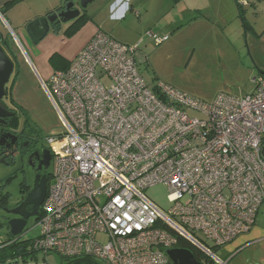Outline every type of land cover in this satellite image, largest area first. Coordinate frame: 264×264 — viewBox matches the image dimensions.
<instances>
[{
	"label": "built area",
	"instance_id": "obj_1",
	"mask_svg": "<svg viewBox=\"0 0 264 264\" xmlns=\"http://www.w3.org/2000/svg\"><path fill=\"white\" fill-rule=\"evenodd\" d=\"M138 49L98 31L43 83L65 131L46 139L54 174L39 232L0 236V249L21 243L0 264H50L53 254L65 264H174L167 250L180 247L179 237L201 264H229L197 234L219 248L256 224L264 205V75L251 94L206 103L168 85L151 89ZM157 184L169 188V211L145 192Z\"/></svg>",
	"mask_w": 264,
	"mask_h": 264
},
{
	"label": "rangeland",
	"instance_id": "obj_2",
	"mask_svg": "<svg viewBox=\"0 0 264 264\" xmlns=\"http://www.w3.org/2000/svg\"><path fill=\"white\" fill-rule=\"evenodd\" d=\"M111 1L116 0H97L91 5L90 12L93 7L99 6L108 10ZM139 3L142 4V1ZM254 9L252 7L244 9L245 20L250 26L248 30L245 29V20L241 16L235 21L236 24L233 27L223 30L216 27V21L194 18L182 22L165 20L157 8L145 19L141 18H144V14L139 16L130 12L124 25L120 26L118 30L120 34H117L120 38L118 41L128 46L138 45V68L151 89L159 84L168 85L206 103H213L220 94L243 96L254 92L253 79L259 76L261 71L264 72V37L255 35L252 30V27L257 24L259 16ZM85 21H80L73 28L72 25L77 21H72L64 24L66 27H61L58 30L61 34L66 35L69 42L60 51L52 53L50 57L43 60V69L38 67V64L35 67L28 62L14 36V34L17 35L24 43L20 30L15 28L12 31L9 21L7 24L10 27L2 20L0 21V30L8 37L18 60V65H16L18 72L10 97L40 124L45 139L63 133L65 127L43 85V83L49 84V78L44 79V73H49L52 69L65 63V56L77 48L84 35L81 32L84 31L82 26ZM258 21H260L259 27L264 26L261 20ZM238 27L240 31L237 34L236 28ZM255 29L260 35L258 28L255 27ZM52 31L56 32L57 29H51L50 32ZM149 32L161 38L165 36L168 38L157 43L149 35ZM12 82L13 78L10 79L7 86L11 87ZM63 143L64 141L60 139L53 146L59 151ZM7 168L0 163V184L2 183L1 178L9 173ZM52 171H54V166ZM20 186L19 177L10 183L8 189L13 197L18 195ZM145 192L164 211L171 209L170 191L165 184L149 187ZM36 224L35 217L28 222L27 238H34L38 234L39 229L35 227ZM7 234L8 230L0 225V236L6 238ZM197 237L218 257L235 264V254H228L226 246L214 248V243L205 239L201 233H198ZM105 240L104 237L101 238V241ZM38 256L41 261L45 259L43 253ZM48 261L50 264H65L59 256L54 254L48 257ZM75 264L104 263L86 259Z\"/></svg>",
	"mask_w": 264,
	"mask_h": 264
},
{
	"label": "crops",
	"instance_id": "obj_3",
	"mask_svg": "<svg viewBox=\"0 0 264 264\" xmlns=\"http://www.w3.org/2000/svg\"><path fill=\"white\" fill-rule=\"evenodd\" d=\"M10 1L12 0H0V12L4 15V19L7 22L9 21L12 26L11 28L9 25L11 30L15 28L20 30L24 43L20 39L17 42L26 55L28 62L35 67L38 64V67L43 69V60L50 57L52 53L60 51L64 45L68 44L69 39H67L66 35L58 31L61 27H66V25L63 24L59 28L56 27L57 31L50 32L39 45L33 43L25 27L30 21L57 11L60 6L71 0H18L13 4H9ZM72 1L77 6L80 0ZM141 1L142 4L139 3ZM111 2L108 10L99 6L97 8L93 7L92 12H90L91 5L89 6L87 16L82 15L80 18L82 20L86 19V21L82 26L84 31L81 32L84 35L77 48L65 56V63L60 64L49 73L45 72L44 79H50L55 71L68 68L71 61L86 46L96 32L103 31L117 40L120 39L118 30L120 26L124 25L130 12L139 16L144 14V18H141L145 19L157 8L161 17L165 20L182 22L183 20L188 21V19L194 18L196 20L216 21V27L226 30L229 27H233L236 24L235 21L240 16L242 17L241 11L246 19L244 9L252 7L255 8L254 10L259 15L255 27L258 28L261 34H258L255 27H252V30L255 35L264 37V26L259 27L260 21H258L261 20L264 23V0H256L251 5L243 8L238 5L237 0H116ZM74 26L76 25L73 24L72 28ZM239 31L240 28H236L237 34ZM225 249L228 254H235V264H264V205L257 213L256 224L248 232L242 233L234 242L227 245ZM228 263L231 264L229 261Z\"/></svg>",
	"mask_w": 264,
	"mask_h": 264
},
{
	"label": "flooded vegetation",
	"instance_id": "obj_4",
	"mask_svg": "<svg viewBox=\"0 0 264 264\" xmlns=\"http://www.w3.org/2000/svg\"><path fill=\"white\" fill-rule=\"evenodd\" d=\"M84 14H88L87 11ZM84 14L82 15L84 16ZM15 37L19 41L17 35ZM16 65L18 64L16 63ZM16 65L10 77V79L13 78L12 85L9 87L7 86L9 82L6 84V92L3 97V102L12 114L5 118L4 123H0V163L6 168H12V172L7 168L9 173L1 178L2 183L0 184L2 189L0 192V225L8 230L6 238L14 237L10 233L9 220L20 218V215L10 213V211L22 205L28 193L34 188L36 181L41 182L45 179L48 192L54 174L52 171L54 153L47 143V138L45 139L42 134L40 124L10 97L18 72ZM2 135L4 138H1ZM18 177L21 186L18 195L13 197L8 187ZM21 212H27L26 214L29 215L33 212V205H25ZM36 212V215L27 219L25 227L31 218L35 217L38 220L41 217L42 204L36 208Z\"/></svg>",
	"mask_w": 264,
	"mask_h": 264
},
{
	"label": "water",
	"instance_id": "obj_5",
	"mask_svg": "<svg viewBox=\"0 0 264 264\" xmlns=\"http://www.w3.org/2000/svg\"><path fill=\"white\" fill-rule=\"evenodd\" d=\"M95 1L97 0H80L77 5L78 7L74 1H67L57 11L30 21L25 29L33 43L37 45L50 33L51 29L77 20ZM244 27L246 29V23H244ZM17 62V57L8 41V37L0 30V123H4L5 118L12 114L3 102V97L6 92V84L9 82ZM260 74L264 75V72L261 71ZM1 138H4V136L2 135ZM46 195L47 184L45 179L41 182L36 181L34 188L28 193L22 205L10 211V213L20 215L19 219L13 218L8 222L12 235L21 234L25 228L27 219L37 214L36 208L44 202ZM27 204L33 205V212L29 213V215L26 214L27 212H21V209ZM167 253L174 264H201L194 252L188 248H172L167 250Z\"/></svg>",
	"mask_w": 264,
	"mask_h": 264
},
{
	"label": "trees",
	"instance_id": "obj_6",
	"mask_svg": "<svg viewBox=\"0 0 264 264\" xmlns=\"http://www.w3.org/2000/svg\"><path fill=\"white\" fill-rule=\"evenodd\" d=\"M16 1H18V0H12V1L9 2V4H13ZM241 14H242V18H244L242 11H241ZM84 16H87V14H84ZM85 20L86 19H84V20H82V19L76 20L77 22H75L74 25L78 24L80 21H85ZM244 20H245V18H244ZM245 23H246V30H248L250 28V26H249V24L247 23L246 20H245ZM20 244L21 243L19 241H16L12 245H6L4 248H1L0 249V263H2V261H4L9 254H11V255L14 254V252H16V248H18L20 246ZM178 245L180 247H182V248H188V249L192 250L194 252L196 258L197 259L199 258L198 250L189 241H187L186 239H184L182 237H179Z\"/></svg>",
	"mask_w": 264,
	"mask_h": 264
}]
</instances>
